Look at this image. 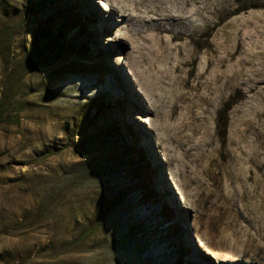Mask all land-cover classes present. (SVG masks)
Instances as JSON below:
<instances>
[{"label":"rangeland","instance_id":"obj_1","mask_svg":"<svg viewBox=\"0 0 264 264\" xmlns=\"http://www.w3.org/2000/svg\"><path fill=\"white\" fill-rule=\"evenodd\" d=\"M46 1L0 54L1 98L37 19L53 18L46 49L68 50L24 76L20 122L0 124V264H264V0H132L183 16L163 25L112 14L107 0ZM169 156L202 172L193 208ZM96 170L104 180L82 185Z\"/></svg>","mask_w":264,"mask_h":264},{"label":"trees","instance_id":"obj_2","mask_svg":"<svg viewBox=\"0 0 264 264\" xmlns=\"http://www.w3.org/2000/svg\"><path fill=\"white\" fill-rule=\"evenodd\" d=\"M50 4L51 2L46 0H23V4L19 6V8L15 6L12 10H9L5 6V3L0 4V54H10L14 39L23 34L27 27L34 22V18L41 13H44L45 9ZM52 21L53 18H50V20L48 19L45 22H43L42 19H37L35 21V24L37 25L35 31V45L31 50V56L24 71L15 73L14 70L10 74L5 75L3 92L0 98V124H19L20 109L16 107L17 102H15V97L20 91L24 76L33 68L54 64L68 52L64 45L56 46L53 49H46V44L43 40V33L45 30L52 27ZM61 30L62 29H59V31L58 29L56 30L59 32L58 37L62 36ZM10 61L9 58L5 59V62L7 63ZM57 153L58 151L53 149L49 151L46 156H52ZM5 170V168H0V172ZM96 171L97 174H86L81 177L83 178L81 184L93 189L97 183L102 182L104 177L101 175V170ZM112 206L113 204L111 202L106 204V207L100 209L98 223H101L114 215L115 209H113Z\"/></svg>","mask_w":264,"mask_h":264},{"label":"bare ground","instance_id":"obj_3","mask_svg":"<svg viewBox=\"0 0 264 264\" xmlns=\"http://www.w3.org/2000/svg\"><path fill=\"white\" fill-rule=\"evenodd\" d=\"M133 3L134 2L132 0H107L105 4L106 5L105 9L112 11V14L116 12V13H120L124 17L134 18L137 22L142 23V24L158 22V23H161L160 25H163V23L165 22H169L173 20H180V21L183 20L182 15L174 16L168 12L161 13L160 11H162L163 3L157 7V10L154 8L152 10H149V7H148L146 11H142L140 8L141 6L139 7L140 10H138L137 8H135L136 6ZM137 11H139L140 13H137L135 15L132 14L131 16L132 12L136 13ZM131 69L140 87V92H142L143 94L147 96H151V98L154 97V94L151 92L152 87L150 84H148V82H146L145 77L143 76L142 71L140 70V66L132 65ZM148 124L150 127L153 126L152 122ZM135 128L138 129L139 133L144 136L145 133L141 127L136 125L134 126V130H136ZM162 135H163L162 137L163 145H168L170 143V138H168V135L165 129H163ZM166 150L170 151V147L167 146ZM167 161L169 165H173L174 163L176 164L175 171L172 172L171 174V178L174 182V186L176 190L180 193V195L183 196L184 203L188 204L187 205L188 207L193 208L196 201L198 200L197 197L196 198L194 197V194L196 196L201 191V187H200L201 180L200 179L203 177V176L201 177L202 172H199L194 167L191 168L189 164H187L186 161L184 162L183 159L178 158L177 156L176 158L174 156L172 157L169 156ZM205 166L206 164L203 166L204 167L202 169L203 172L207 171L208 167L205 168ZM168 187H170V189L172 190V194L175 198V192H173V188L171 186H168Z\"/></svg>","mask_w":264,"mask_h":264}]
</instances>
